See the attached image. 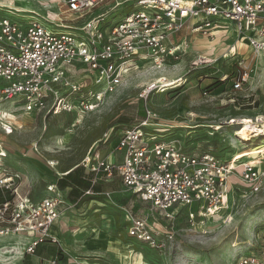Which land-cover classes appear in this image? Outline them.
Wrapping results in <instances>:
<instances>
[{
    "label": "built area",
    "instance_id": "obj_1",
    "mask_svg": "<svg viewBox=\"0 0 264 264\" xmlns=\"http://www.w3.org/2000/svg\"><path fill=\"white\" fill-rule=\"evenodd\" d=\"M25 1L43 14L0 4V107L19 106L26 114L46 109L48 101L53 102L49 109L54 115L91 112L140 63L160 69L170 59H177L181 45L174 40L184 30L211 38L233 35L236 42L245 41L254 56L264 50V0ZM109 5L113 12L100 11ZM128 9L132 11L124 14ZM117 10L119 15L111 17ZM18 13L30 17L12 22L10 18ZM40 19L54 30L43 26ZM78 64L91 75L88 96L82 95L80 85L68 80L70 67ZM247 77L241 74L234 79L232 91H241ZM59 87L66 91L64 96H59ZM242 99L248 98L231 100L238 105ZM144 111V118L119 134L114 150L105 154L96 148L84 156L79 167L89 176L90 186L73 201L69 190L60 189L56 180L47 184V196L32 202L20 193L17 174L2 175L0 190L12 199L0 203V237L25 239L23 255L32 257L40 246H58L50 229L68 211L88 199L102 196L110 201L113 194L126 193L148 209L127 212L128 225L120 235L161 252L174 232L162 230L150 215L158 212L172 220L174 212L184 210L189 225L194 226L227 207L234 185L228 184L230 176L240 177L251 193L261 189L264 167L247 166L241 172L207 150L188 149L176 135L158 137L156 134L167 131L151 128L155 115ZM0 125L6 134L12 133L9 125ZM253 126L259 131L262 125ZM0 155L4 157V153ZM57 260L51 256L46 263L57 264ZM235 264H264V239L259 248L237 256Z\"/></svg>",
    "mask_w": 264,
    "mask_h": 264
},
{
    "label": "rangeland",
    "instance_id": "obj_2",
    "mask_svg": "<svg viewBox=\"0 0 264 264\" xmlns=\"http://www.w3.org/2000/svg\"><path fill=\"white\" fill-rule=\"evenodd\" d=\"M0 4L19 12L43 14L25 0H0ZM110 7L100 11L111 13L114 10ZM119 10L111 17L119 15ZM129 11L132 9L124 14ZM26 17L30 14L18 13L10 19L20 23L28 20ZM39 22L50 30L55 28L44 19ZM174 43L181 45L177 59H170L160 69L140 63L116 92L89 113L54 115L49 109L52 101L47 102L46 109L29 114L19 106H1L0 123L9 125L12 133L6 134L0 125V152L4 153L0 179L17 174L20 193L38 202L48 195L47 184L79 166L87 153L96 148L105 154L114 150L119 134L140 119L142 109L155 115L151 128L167 131L156 134L158 137L176 135L188 149L231 159L238 171L241 162L256 161L264 167L263 128L251 134L242 125L244 119L251 120L252 126L264 125V50L254 56L247 43L236 42L233 35L211 38L189 30L179 33ZM208 43H213L212 49ZM241 74H247V82L241 91L234 92L232 81ZM67 76L69 82L82 87V95L88 96L91 75L85 67L74 65ZM168 82L173 85L161 86ZM58 89L59 96H64L66 91ZM232 98H251L257 107L247 109L244 102L236 105ZM240 132L249 135L251 141ZM230 182L234 185L227 207L194 226L189 225L184 210L174 212L172 220L158 212L150 215L162 230L174 232L161 252L123 239L120 234L128 225L127 214L147 211L148 206L131 194L115 193L110 201L96 197L68 211L50 229L58 246H40L32 257L23 255L25 239L0 237V264H47L56 252L57 264L65 260V264H134V254L137 264H235L237 256L259 248L264 239V181L255 193L238 176ZM111 187L117 190L116 185Z\"/></svg>",
    "mask_w": 264,
    "mask_h": 264
},
{
    "label": "trees",
    "instance_id": "obj_3",
    "mask_svg": "<svg viewBox=\"0 0 264 264\" xmlns=\"http://www.w3.org/2000/svg\"><path fill=\"white\" fill-rule=\"evenodd\" d=\"M241 102H244V105L247 107V109H253L257 107V103L254 102L252 103L253 106L251 107L250 103L251 98L249 99H242ZM145 116V111L144 109L141 110L140 112V118H144ZM89 176H85L83 169L79 166L76 168L70 170L66 175L62 176L57 180V185L60 189L63 190H69V198L70 200L76 199L82 190L87 189L90 186V183L88 182ZM8 196L6 201H9L12 199L10 194L7 192ZM4 202V200L0 199V203ZM52 251H55L52 249ZM56 252V251H55ZM51 256H57L58 257V252L51 254ZM60 259V258H59Z\"/></svg>",
    "mask_w": 264,
    "mask_h": 264
},
{
    "label": "bare ground",
    "instance_id": "obj_4",
    "mask_svg": "<svg viewBox=\"0 0 264 264\" xmlns=\"http://www.w3.org/2000/svg\"><path fill=\"white\" fill-rule=\"evenodd\" d=\"M220 36V35H219ZM213 43H215V44H217V41H215V42H213ZM213 43H208L209 44V49H212L213 48ZM235 49H233V51H234ZM232 51V52H233ZM176 83V82H175ZM179 83V82H178ZM171 85H173V83H166V84H164V85H161L162 87H169V86H171ZM242 125H243V130H245L247 133H253V132H258V133H260V132H262V128H263V130H264V125L261 127V128H259L260 130L258 131L257 130V128H255L254 126H252V122H251V120H249V119H244L243 121H242ZM1 129V128H0ZM239 135H242V136H246V138H247V142H250L251 141V139H249V135H245V134H243L242 132H240L239 133ZM1 156V155H0ZM228 161H229V163H230V167L231 168H236V165L234 164V163H232V160L231 159H227ZM239 161V160H238ZM237 161V162H238ZM258 162H256V161H254V162H241V163H239L238 164V166H240L241 167V172H243V169H244V167H247V166H261V165H259V164H257ZM232 177H235V176H230L229 177V179H228V184H230L231 182H230V179L232 178Z\"/></svg>",
    "mask_w": 264,
    "mask_h": 264
},
{
    "label": "crops",
    "instance_id": "obj_5",
    "mask_svg": "<svg viewBox=\"0 0 264 264\" xmlns=\"http://www.w3.org/2000/svg\"><path fill=\"white\" fill-rule=\"evenodd\" d=\"M7 196H8L7 192H3V191L0 190V199L6 201ZM137 258H138V256L134 254V259H133V263L134 264H137L138 263ZM65 261H64V264L67 263V260H65Z\"/></svg>",
    "mask_w": 264,
    "mask_h": 264
}]
</instances>
